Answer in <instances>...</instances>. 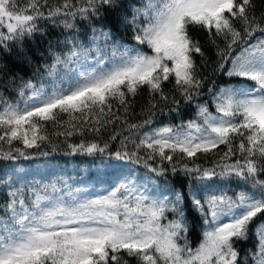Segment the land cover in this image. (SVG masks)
<instances>
[{
  "label": "snow or ice",
  "instance_id": "obj_1",
  "mask_svg": "<svg viewBox=\"0 0 264 264\" xmlns=\"http://www.w3.org/2000/svg\"><path fill=\"white\" fill-rule=\"evenodd\" d=\"M117 7V0H62L59 5H49V0H27L23 5L20 0H0V28L6 29L0 30V47L8 49L34 36L40 31V20L71 29L77 16L91 20L100 17L102 9ZM255 7L253 0H147L126 20L133 27L135 46L110 43V31L93 29L90 47L72 43L63 55L52 53L51 65L45 66L53 78L51 91L27 81L19 91L21 101L0 105L2 160H31L29 150L51 144L55 136L64 137L72 153L142 164L157 177L169 170L174 175L183 173L202 185L197 191L210 189L204 182L215 177H236L246 187L235 197L223 191L201 197L190 188L187 193L172 189L170 195L158 198L141 191L133 175H122L106 194L91 196L94 186L73 189L58 177L39 188L28 187L26 198L25 185H9L0 216V264H128L125 256L135 258L136 264H241L234 244L246 240L249 224L264 214V13L257 17ZM192 28L206 31L216 46L218 71L254 83L213 93L215 113L207 103L198 104L196 119L141 134L140 129L152 124L160 101L166 104L170 99L165 82H171L184 101L200 95L203 80L193 55L204 52L190 34ZM215 38L222 39L225 47L220 48ZM93 51L94 66L81 70ZM226 64L230 66L225 68ZM69 65H75L71 77L61 74V68ZM145 87L150 99L142 112L150 115L140 123L130 122L128 98H135ZM25 89L30 90L27 96ZM171 101L180 103L175 96ZM61 115L68 119L61 120ZM49 122L63 130L49 134ZM117 124L129 134L114 152L107 141L68 143L69 137L98 136ZM121 135L114 132L109 140ZM221 145L226 151L213 167L195 162L198 153H212ZM157 158L158 164L150 163ZM111 167L120 169L123 164ZM57 181L67 189L63 194ZM189 196L206 226L195 247L187 239L184 205ZM168 212L175 219L162 223ZM254 233L259 237L258 251L251 254V261L264 264V223ZM243 264H249L248 256Z\"/></svg>",
  "mask_w": 264,
  "mask_h": 264
},
{
  "label": "trees",
  "instance_id": "obj_2",
  "mask_svg": "<svg viewBox=\"0 0 264 264\" xmlns=\"http://www.w3.org/2000/svg\"><path fill=\"white\" fill-rule=\"evenodd\" d=\"M27 0H20L23 5ZM75 2V0H73ZM119 7L115 10L102 9V15L98 18L80 19L77 16L74 21V27L65 29L62 25H54L51 21L40 20L38 27L40 31L34 36L27 38L23 43L10 44L8 49L0 47V105L4 101L16 103L21 101L19 95L20 88L24 82L31 81L37 88L41 85L46 90L51 91V84L53 78L47 74L46 65H51L53 61L52 53H60L63 55L68 52L72 43L83 44L85 47H90L93 36V29L103 28L104 31H110L113 34L111 42H118L129 46H135L136 41L133 39V27L126 23L130 20L134 8H143L147 0H117ZM62 0H49V5H59ZM255 4V15L259 17L264 13V0H253ZM60 19V18H58ZM143 21V17H140ZM264 24V20L261 21ZM236 26L240 27L239 22ZM6 31V29L0 28ZM190 34L194 39L200 41L203 56L194 54L193 59L196 64L197 74L203 80V87L200 90V95L196 96L191 102L184 101L179 93L173 90L171 82H165L164 91L170 97L169 101L165 104L160 101L159 108H163V112L157 108L153 116L152 124L146 125L140 129L141 134L145 131H150L152 128L162 127L164 125L178 126L186 123L189 120L197 118V105L207 103L209 111L215 113V107L212 103L213 93L217 92L220 88L228 87H242L244 85H252L254 82L245 81L240 78L228 77L224 71H218L220 57L217 56V48L210 42L208 33L199 28H192ZM256 35H260L257 33ZM216 43L220 48H224V41L220 38H215ZM250 42H254L250 41ZM101 47L103 43L101 42ZM145 51H150L144 46ZM237 51L239 49L237 48ZM111 49H108L107 54L110 55ZM95 52L90 53L89 61L91 66H94ZM225 65V68L229 67ZM75 68L74 65H69L68 69L61 68V74L67 73L69 77L74 76L75 73L70 71ZM65 87L67 84L64 85ZM211 89V91H209ZM30 93V90L25 89V96ZM175 96L180 101L179 104H174L171 97ZM129 102L132 107L129 109L128 119L133 123H140L147 119L150 113L142 112V109L147 108L150 99L147 88H142L139 94L135 97H129ZM158 100V96L156 97ZM117 104L113 101V110L115 111ZM61 120H67L66 115L60 116ZM49 134L63 129L54 128L49 122L46 126ZM122 132L116 140H109V137L114 132ZM128 131L123 129V126L117 124L109 126L103 130L98 136L95 134H87L84 137L73 136L68 138V143H79L81 140L96 141L101 144L104 141L109 143L110 151L114 152L120 148V140L128 136ZM64 137H52V143H45L41 145L39 150H29L33 153V159L24 160L19 159L16 161L0 159V216H2V206L8 200L9 185L19 188L25 185V196L27 198L28 187L35 186L39 188L43 184H50L58 177H62L71 188L75 189L81 186L92 185L88 195H103L106 190L114 184L118 177L122 175H133L140 186L141 191L147 190V194L162 198L164 195H170V190L181 189L184 192L191 191L197 192L198 196H204L215 192L219 194L221 191L226 192L229 196L235 197L236 193L244 189L246 186L243 181L236 177H215L212 181H205V184H210L211 188H205L204 191H197L202 185L183 173L172 174L169 170L163 177H157L154 173H149L142 164H132L130 162H117L110 160L107 155L89 156L81 153H72L64 142ZM138 142V138H137ZM55 145V151H53ZM5 147H7L5 145ZM131 150L132 145L129 144ZM226 151L224 145L219 146L212 153L203 154L198 153L195 162L204 167H213L214 162L218 161L220 155ZM39 152H47V156H41ZM143 155V153H141ZM236 159V157H232ZM121 163L123 167L120 169H113L111 165ZM158 164L159 160L150 162ZM167 164V162H165ZM170 169V166H169ZM219 172V168L216 169ZM264 178V177H262ZM5 181L8 183L6 184ZM63 194L67 191L59 181ZM251 191V189H247ZM185 220L187 223V239L190 244L195 247L202 239V233L205 229L204 220L201 215L192 207L191 197L189 196L184 205ZM167 220L162 223H167L168 220L175 219L172 212L166 213ZM261 223H264V214H259L249 224L248 238L246 240H238L234 246L239 252V260L243 264L245 256H248L249 264H252L251 254L258 251L259 237L254 233V229ZM128 264H136L135 258H129Z\"/></svg>",
  "mask_w": 264,
  "mask_h": 264
},
{
  "label": "rangeland",
  "instance_id": "obj_3",
  "mask_svg": "<svg viewBox=\"0 0 264 264\" xmlns=\"http://www.w3.org/2000/svg\"><path fill=\"white\" fill-rule=\"evenodd\" d=\"M85 66H91V63L90 62H86V65H81L80 66L81 70H83Z\"/></svg>",
  "mask_w": 264,
  "mask_h": 264
}]
</instances>
